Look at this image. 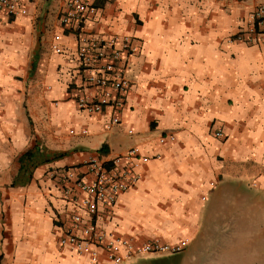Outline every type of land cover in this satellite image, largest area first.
I'll return each mask as SVG.
<instances>
[{
	"label": "crops",
	"instance_id": "0c3cea01",
	"mask_svg": "<svg viewBox=\"0 0 264 264\" xmlns=\"http://www.w3.org/2000/svg\"><path fill=\"white\" fill-rule=\"evenodd\" d=\"M92 1L86 34H127L139 47L124 106L100 113L78 105L101 89L81 87L80 38L59 19L68 0L0 12V264H91L60 244L74 211L90 218L50 173H84L91 158L134 146L150 158L140 180L98 205L95 222L135 243L189 244L123 264H264V43L234 40L264 0ZM57 33L62 54L51 49ZM113 116L120 124L106 129Z\"/></svg>",
	"mask_w": 264,
	"mask_h": 264
},
{
	"label": "built area",
	"instance_id": "2783aa9c",
	"mask_svg": "<svg viewBox=\"0 0 264 264\" xmlns=\"http://www.w3.org/2000/svg\"><path fill=\"white\" fill-rule=\"evenodd\" d=\"M98 9L92 0H68L59 18L62 25L78 33L80 38L76 65L82 73L81 87L101 89L99 95L78 97L80 109L89 113L124 106L126 93L131 87L126 75L128 59L139 51L137 40L127 34H86V22L97 14ZM0 12L14 17L26 15L28 10L23 0H0ZM234 40L248 44L264 43V3L251 11L234 35ZM61 42L62 35L55 34L51 49L56 54L64 52ZM120 122L118 116H113L107 122L106 129ZM129 133H133V130L130 129ZM215 136L222 138L224 134L222 130L216 129ZM167 138L162 136L160 141L165 142ZM169 139L174 140L175 137L170 135ZM149 159L138 146H134L110 160L91 158L83 164L84 173L73 168L50 173L63 186L64 198L75 207L86 210L90 218L84 221L81 212L74 211L71 224L60 236V244L78 253L88 254L91 264H100L102 253H105L108 264H123L142 255L171 256L183 252L189 244L188 239L170 243L154 238L135 243L131 239L108 233L95 222L98 205L115 204L121 193L130 190L140 180L138 168ZM76 190L84 195L79 197Z\"/></svg>",
	"mask_w": 264,
	"mask_h": 264
},
{
	"label": "trees",
	"instance_id": "16d2710c",
	"mask_svg": "<svg viewBox=\"0 0 264 264\" xmlns=\"http://www.w3.org/2000/svg\"><path fill=\"white\" fill-rule=\"evenodd\" d=\"M32 157V153L31 151H28L26 152V154H24L22 157H21V161L23 162L26 158L27 159H30Z\"/></svg>",
	"mask_w": 264,
	"mask_h": 264
},
{
	"label": "rangeland",
	"instance_id": "374dc122",
	"mask_svg": "<svg viewBox=\"0 0 264 264\" xmlns=\"http://www.w3.org/2000/svg\"><path fill=\"white\" fill-rule=\"evenodd\" d=\"M179 254V253H178ZM178 254H175V255H178ZM165 256H167V255H165ZM171 256H174V255H171Z\"/></svg>",
	"mask_w": 264,
	"mask_h": 264
}]
</instances>
